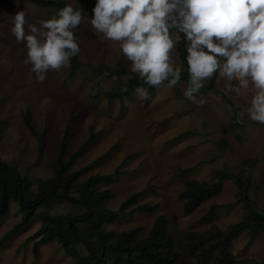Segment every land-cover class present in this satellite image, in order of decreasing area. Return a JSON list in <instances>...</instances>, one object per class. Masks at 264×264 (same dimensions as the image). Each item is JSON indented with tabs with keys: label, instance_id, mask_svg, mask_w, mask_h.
Returning a JSON list of instances; mask_svg holds the SVG:
<instances>
[{
	"label": "rangeland",
	"instance_id": "374dc122",
	"mask_svg": "<svg viewBox=\"0 0 264 264\" xmlns=\"http://www.w3.org/2000/svg\"><path fill=\"white\" fill-rule=\"evenodd\" d=\"M62 2L84 10L85 19L74 30L80 45L77 59L82 65L72 73L71 59L70 67L49 71L46 79L39 82L30 71L31 65L24 63L26 47L17 43L11 33L14 15L24 10L26 19L38 24L41 19L51 18L63 4L52 0L51 6L41 7L27 0H0L2 161L33 183L48 180L55 175L59 150L68 134L64 160L82 150L69 174L77 175L75 184L79 186L92 177L103 176L95 186L100 192L111 194L102 206L116 210L138 192L139 204H160L157 211L116 219L104 224V229L120 233L139 228L138 237L144 238L155 219L164 215L170 220V234L178 247L184 232L211 227L212 222L204 217L213 204L217 205L213 223L220 228L240 222L245 215V203L237 197L238 186L232 179L220 182L212 197L186 213V201L180 194L189 179L205 181L221 170L233 174L245 168L254 183L249 197L258 210L264 211V191L255 188L264 169V124L252 121L247 114L239 116L249 106L250 94L228 92L225 79L217 73L204 82L197 94L198 99L205 100L202 106L184 97L187 81L174 88L165 83L152 93L145 88L147 99L133 93L124 100H109L106 93L116 81L92 66H122L132 72L131 62L117 44L94 34L90 18L96 0ZM178 46L172 57L175 66L180 67ZM29 112L33 131L25 122ZM184 133L188 135L181 136ZM92 203L96 209L99 207L98 201ZM44 205L46 212L13 230L21 221L22 212L17 202L10 203L8 215L0 220V264H75V257L63 248L59 237L38 244L35 234L45 219L56 225L67 214H77L76 210L69 203L50 199ZM83 225L91 224L88 221ZM231 249L238 258L264 261V231L255 238L244 231L233 240ZM177 264L198 262L185 254Z\"/></svg>",
	"mask_w": 264,
	"mask_h": 264
},
{
	"label": "clouds",
	"instance_id": "9594fccd",
	"mask_svg": "<svg viewBox=\"0 0 264 264\" xmlns=\"http://www.w3.org/2000/svg\"><path fill=\"white\" fill-rule=\"evenodd\" d=\"M83 12L67 3L38 24L30 23L24 10L14 15L11 33L26 47L24 63L37 81L70 67L71 57L79 54L74 30L85 19ZM92 13L94 34L117 44L144 84L159 89L180 82L182 68L172 53L182 35L184 97L202 106L205 100L197 94L218 73L228 92L251 96L239 116L264 124V0H96ZM134 94L149 96L142 86Z\"/></svg>",
	"mask_w": 264,
	"mask_h": 264
},
{
	"label": "trees",
	"instance_id": "16d2710c",
	"mask_svg": "<svg viewBox=\"0 0 264 264\" xmlns=\"http://www.w3.org/2000/svg\"><path fill=\"white\" fill-rule=\"evenodd\" d=\"M27 1L41 7H49L52 0ZM59 1L63 7L66 5L62 0ZM178 49L182 68L180 82L187 81L188 72L183 39ZM71 59L73 61L72 73H74L82 64L77 56ZM92 68L93 70L100 69L102 73L105 72L107 76L115 79V87L106 93L109 100H124L132 96L135 88L141 86L147 88L149 93L157 90L155 87L144 84L137 73L129 72L122 66L112 69L100 65L92 66ZM30 115V112L26 115L25 122L33 131ZM234 119L236 120L235 117ZM187 135L188 133H184L181 136ZM67 136L68 134L65 135L59 150L55 175L48 180L33 183L30 179L23 178L15 168L5 164L0 157V220L8 215L12 201L19 204L22 212L21 221L14 226L13 230L28 224L36 214L46 212L43 207H45L46 199H50L56 203L71 204L77 214H67L57 221L56 225H52L49 220L45 219L35 234L39 237L38 244L48 243L55 237H59L63 248L75 257V264H177L179 258L185 254L195 258L198 264H264V261L251 257L238 258L231 249L233 240L244 231H249L251 238L257 237L264 231V211L258 210L249 197V191L254 189L252 188L254 183L248 178V170L245 168L233 174L221 170L213 178L205 181L196 179L187 181L186 189L180 194V198L186 201V213L193 212L205 200L212 197L220 182L232 179L238 186L237 197L245 203V215L240 222L220 228L213 223L217 208V205L213 204L209 213L204 217L205 220L212 222L211 227L200 232H184L183 241L178 247L174 237L170 234V220L164 215L155 219L150 232L144 238L138 237L139 228L120 233L105 230L103 226L106 223L132 217L137 212L157 211L160 204H139L141 193L138 192L125 199L116 210L106 209L101 204L111 193L100 192L95 186L96 181L104 178L103 176L92 177L79 186L75 184L77 175L69 174L82 150L79 149L69 160L65 161ZM90 141L91 138L87 143ZM34 186L35 190H33ZM255 188L264 191V169ZM95 200L99 203L97 209L92 203ZM88 221L91 225L84 226L83 224H87ZM102 232L104 234H101ZM10 233L5 235L4 239Z\"/></svg>",
	"mask_w": 264,
	"mask_h": 264
}]
</instances>
